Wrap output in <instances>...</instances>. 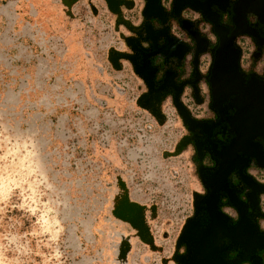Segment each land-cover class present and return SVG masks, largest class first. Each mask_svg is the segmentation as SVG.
I'll use <instances>...</instances> for the list:
<instances>
[{
  "label": "rangeland",
  "instance_id": "374dc122",
  "mask_svg": "<svg viewBox=\"0 0 264 264\" xmlns=\"http://www.w3.org/2000/svg\"><path fill=\"white\" fill-rule=\"evenodd\" d=\"M121 46L102 0H0V264H177L195 171Z\"/></svg>",
  "mask_w": 264,
  "mask_h": 264
},
{
  "label": "flooded vegetation",
  "instance_id": "af4514ba",
  "mask_svg": "<svg viewBox=\"0 0 264 264\" xmlns=\"http://www.w3.org/2000/svg\"><path fill=\"white\" fill-rule=\"evenodd\" d=\"M102 1L138 103L162 121L171 105L184 129L197 187L174 260L194 264L203 246L222 264H264V103L240 96L264 90V0H117V12Z\"/></svg>",
  "mask_w": 264,
  "mask_h": 264
},
{
  "label": "water",
  "instance_id": "95a60500",
  "mask_svg": "<svg viewBox=\"0 0 264 264\" xmlns=\"http://www.w3.org/2000/svg\"><path fill=\"white\" fill-rule=\"evenodd\" d=\"M116 1L117 0H106L109 9H111V11H113V12H117V9H116ZM241 2H244V0H241ZM143 14H145V11H144ZM119 56H120L119 55V52L118 51H115L113 49H111L109 51V53H108V59H109L111 65L114 68H116V69H120L121 68V64H119V62H118V57ZM221 81H222L221 83H224L226 81L230 82V79H226V78L222 77L221 78ZM241 87L246 88V87H249V86L243 85ZM253 87H254V85H252L250 88H253ZM254 88H256V89H258V88H264V84L262 86H255ZM240 96L243 97V101L242 102L245 103V104H248V103L249 104H253V103L259 102L262 105L264 103V90L255 91L253 89V91L243 92V94H241ZM154 113L159 116V114L157 112H154ZM182 144H183V141L180 142V144L176 147V153L179 152L180 145H182ZM260 167L261 168H264V164L261 163L260 164ZM123 215H124L123 216L124 218H127V219L130 220V218H129V216L127 214H123ZM131 222H133V221L131 220ZM139 228H140L139 233L141 235V238L144 241H147V242L151 241V236L149 235L148 230L144 226H142V225H140ZM205 231H208V230H205V229L204 230H201L202 233L205 232ZM184 236H190L189 233H188V231L186 230V228H184L181 231V235L179 236L178 242L180 240H182V238ZM196 248L197 249L195 250L194 254L192 253V258H193V263L194 264H222V261H220V259H219L220 257L218 255L217 250L216 251L213 250V251H207L206 252L204 250V247L203 246H199V247L196 246ZM200 248H202V249H200ZM210 254H211V256H213V259L211 261L210 260H207L205 258L206 256H209Z\"/></svg>",
  "mask_w": 264,
  "mask_h": 264
}]
</instances>
